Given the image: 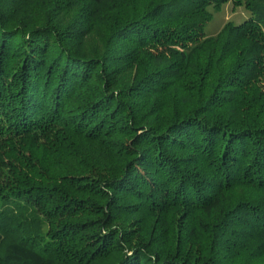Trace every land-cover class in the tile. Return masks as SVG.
<instances>
[{"label": "trees", "instance_id": "obj_1", "mask_svg": "<svg viewBox=\"0 0 264 264\" xmlns=\"http://www.w3.org/2000/svg\"><path fill=\"white\" fill-rule=\"evenodd\" d=\"M0 264H264V0H0Z\"/></svg>", "mask_w": 264, "mask_h": 264}, {"label": "rangeland", "instance_id": "obj_2", "mask_svg": "<svg viewBox=\"0 0 264 264\" xmlns=\"http://www.w3.org/2000/svg\"><path fill=\"white\" fill-rule=\"evenodd\" d=\"M209 11L212 13V20L203 28L205 36H214L228 22L233 25H239L251 16L243 7H232L230 3L224 4L217 12H214L212 9H209ZM88 46L94 48L97 44L90 42ZM124 80L128 79L124 78Z\"/></svg>", "mask_w": 264, "mask_h": 264}]
</instances>
